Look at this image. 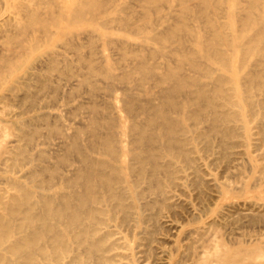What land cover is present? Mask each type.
I'll return each instance as SVG.
<instances>
[{
	"label": "bare ground",
	"instance_id": "obj_1",
	"mask_svg": "<svg viewBox=\"0 0 264 264\" xmlns=\"http://www.w3.org/2000/svg\"><path fill=\"white\" fill-rule=\"evenodd\" d=\"M43 1L44 0H39V3L43 2ZM65 1L71 2L76 7V9L74 11H72V15H69L68 11H66V9L64 8V6H65L64 2ZM215 1L216 0H204L203 1L204 4H202V5L208 9L214 5ZM231 1L232 2H231V6L229 8V14L235 15L236 17L240 16L239 20H240L241 26L243 28L244 27H254L255 30H257L256 34L254 36H250V35L247 36L245 34L240 33V30L243 28L239 29L236 25V22H235V25L233 26L234 32H232V35H231L230 33H228L225 30L224 22L220 21V19L216 15L215 16L214 15H207L206 16V21H207L208 25H206V28L203 30H202V28H200L196 25H193L194 23L190 24L188 22V16L186 14H188L189 11H191V8H190V5L188 4L187 0H182V4L184 6L185 16H183L180 20H178L177 21L178 23H168V21L166 20L168 24H165L166 22L164 24L159 23V26H158V24H156L157 22L155 23V21H154L155 19H153L152 15H145L144 18H145L146 22L145 21H143V22H145L146 24L144 26L140 25V27H145V28L150 29L149 34L147 36L145 35L146 39H153L156 42L158 41V42H164V43L161 47L148 44L147 46H145V47H147L148 51L141 53L138 61L136 60L137 61L136 67L139 70H141V72H142V76L140 78L139 84L144 86V88H142V90L139 92L134 91L132 89V87H130V77H131L132 71L129 68H124L123 69L124 71H122V73H120V74L116 73L114 70L115 64L110 59V55L106 52L105 48L103 49L102 55H101L103 57V61H104L102 64H98L93 57H90L87 60V62L89 63V69L90 70L88 73H84L81 75L82 76L81 81H83L82 83H84V82L89 83L91 86L90 89L92 90V92L94 94H97V91L100 89L99 88L100 85L98 86L93 81L94 80L93 76L96 74H99V75L101 74L102 76L107 78L106 80H108L107 81L108 83L106 81L105 82H106L107 86L109 87V90L112 92L111 93L112 99L110 100V104H109L110 106H108V108L111 107L112 110L111 111L107 110V112H106L101 107L102 104L100 101L95 100L94 103H91V102H93V100H92L93 98H92V99H90L91 102H89V104L91 103L93 105L92 106H91V104L88 105V106H91V109H93L92 115L90 116L91 111H92L91 110L90 114L88 115V117L90 116L89 120H86V121H88V123L86 125H85V122L83 121V118L81 120V121H83L85 126H83V123H82L81 124L82 127L78 128L77 126H74L73 124L69 123L67 126L62 125L63 127H61L57 124H52L53 123L52 119L50 120V119L45 118V121H46V119L48 121L47 125L49 124V121L52 122L51 123L52 127L49 126L50 129L48 128L49 130H52V131H49V133L50 132L53 133V131H57V133L60 132L61 134L57 135V136L61 137L60 138L61 141H59V143L66 144L68 147V151L74 149L76 151L75 153H77L79 158H80V160H77V161H80L81 163H80V165L76 166L73 163L75 162V160L77 158L75 160H72L74 162L73 163L70 162V165L69 166L67 165V168H66V170H64V172L60 171V170H62V168L61 169L57 168V166H56L57 164L55 165L56 167L49 166V165H41L40 167L34 168V170H32L31 173H29V174H31L33 181L37 182L36 186L40 187V188L41 187L42 188L48 187V189H49V187L53 188L56 186L55 190L51 191V192H46L43 190H37L34 186L28 185V183L22 181L21 179H18L16 177H11V178L9 177L10 186L14 190L13 191H7L6 193L0 192V264H138V256H139L140 250H136V246H134L133 241L136 239L137 235H139L141 233H145V234H147L146 236H149V234H151V232H153L151 230H153L157 227L158 228L161 227V225L158 224L160 226L157 225L156 227H154L151 230H149L150 228L148 229L147 226H144L142 228L143 224H145L149 218H152L155 215V213L153 214V213H151V211H153V209H155L156 207H159V209L161 207H166V206H170V205L173 207L174 206L173 202L178 201L181 198L179 191L180 190L184 191V188L188 185V183L190 181H192V183L195 184L196 186L198 185L199 188H200V186H202V184L205 183V181L213 183V185L216 187L217 193L211 194L210 198L212 200H214V199L220 200V199H224V198L228 197L225 194H229V193L225 192V194H224V191L222 189V188H224V185L216 177H214L212 171L208 170V166L210 164H212V162H214L215 160H219L222 155L226 156L228 154V151H229L228 148L231 147L232 145L238 144L237 142L239 141V138H242L244 136H246V137L249 136V134L252 131V127L250 126V121L252 118H254L256 116L260 117V115H261V117H262V119L259 120L260 122H259L258 129H259V133H261V135L264 138V58H263L264 57V10L262 8H260L262 1L261 0H250L248 11L246 13L244 12V14L240 13L238 10V0H231ZM5 2L7 5L9 4V0L8 1L6 0ZM28 2H29V0H20V1H18V3L16 1L15 4H18L20 6V8H22V9H26V8L30 9V7H28ZM87 2H88V0H87ZM189 2L191 3V1H189ZM83 3H86V1ZM224 3H226V2H224ZM6 4H5V6H6ZM90 5H93V4L91 3ZM192 6H193V4H192ZM3 8H5V7H3ZM83 8H84V4H82V0H63L61 9L58 12L55 10L54 13H52V15H49V18H47L48 16L42 15L39 6H35V7L31 8L30 10H28L31 15H27V17H24V16L21 17L19 15H7L3 21H4V23H7V24L10 23L12 26L18 28L22 32H24L26 29L27 30L29 29L31 31V38H29L30 44H27V42L23 43V47L26 50H29V48L38 49L41 46L42 39L49 42L52 40V38L55 35L60 34L62 32L64 33L66 31L68 32L69 30H72L73 27L77 24V22H86V21L91 22L92 31L96 32V35L98 37H101V39L107 40L109 38V36L110 37L113 36L112 35L113 33L110 35V29L107 30V29L101 28L100 25L103 24L102 23L103 21H102V19L99 20L100 16H98V14L97 15L95 14L89 18L84 14L81 15V13H83V11H82ZM117 8H116V10H117ZM122 8H124V7L122 6ZM122 8L120 7V9H122ZM198 8H199V6H198ZM5 9L7 10V8H5ZM5 9H3V10H5ZM88 9H90V6ZM151 9L152 8H150V10ZM3 10H1V11L3 12ZM1 11H0V13H1ZM90 12L91 11H89V13ZM3 14H5V12ZM225 15H226V13H225ZM241 15H246V16L243 17ZM173 20H176V19H173ZM120 21H122L126 26H129V27H130V25L134 24V20H132L130 17L121 18ZM0 25H1V23H0ZM12 26H11L10 30L12 29ZM113 26H115V25H113ZM54 27H55V29H53ZM109 27H107V28H109ZM118 29H120V28H118ZM123 30H125V29H123ZM14 31H17V30H14ZM185 31L187 33H185ZM19 33H21V32L19 31ZM73 33H74V31H73ZM79 33H81V32H79ZM9 34H11V33H9ZM26 34H28V33H26ZM26 34L24 35V37H26ZM66 34H68V33H66ZM2 35H4V34H2ZM15 35H18V34H15ZM21 37H23V36H21ZM74 38H76V37H74ZM143 38H145V37H143ZM68 39H69V37H68ZM69 40H71V39H69ZM168 41L169 42L170 41L175 42L176 48H173V49H178L177 52L174 53L175 63L174 64L171 62L161 63V61L159 63V62L151 61L149 59V55H156L160 52L161 53L167 52L166 51L167 48L170 47V46H168L169 43L167 45ZM188 41H191V43H192L191 48H188V46H187ZM7 42L9 43V41H7ZM3 43H5V41L4 42L2 41V44ZM77 43H78V41H77ZM19 44H21V43H19ZM64 44L65 43L63 42V45ZM106 46H108V45H106ZM4 47L8 48L9 46H4ZM14 48L16 49V46ZM18 48H19V46H18ZM22 48H21V50H22ZM2 49H4V48H2ZM109 49H111V48H109ZM18 51H19V49H18ZM61 51L59 52V50L57 51V49H56L49 54H48V52L45 51L48 55L46 54L47 55L46 57L41 58L39 60L37 59L38 62L33 63L34 65H30L31 70H28L23 75L18 74V72H19V69L22 67V65L25 63V60L18 59L17 61L13 62V61H11V60H13L12 59L13 57L9 56V55H8V57H7V55L3 56L4 53L6 54V50L3 51L4 53L1 55L3 57H6V58H3L4 64H1V66H0V68H1L0 69V112H1V108L3 107L4 94L7 95V93L3 94L2 91H3V89H7V88L10 89L8 87L9 84H12V85L14 83L28 84L29 82L35 80L41 88H45V89L51 88L50 91L47 89L49 91V93L47 92L48 96H46V98H45V99H49L50 98L49 94H51L50 93L51 90H53V93H54V90H56L59 87V83H61V81L63 80V79L62 80H60V79L63 77H60L61 75L56 76L58 79L60 78L59 79L60 82H59V80H56L57 78L54 79V76L52 74H48V72H46V71H53V70L58 71V69H60V55H62L64 52L63 51L61 53ZM111 51H112V49H111ZM111 51H110V53H111ZM14 52H16V51L14 50ZM29 52H30V50H29ZM239 52L244 53L245 59L243 60L242 63L235 64L233 62V58L235 57L236 53H239ZM253 52L254 53L256 52V54H258V61L256 63L261 65V67H259V68L254 67L253 64L249 60L247 61V58H246L247 55H249L250 53H253ZM10 55H12V52ZM14 55H16V54H14ZM65 55H67V54H65ZM163 55H164V53H163ZM112 56H113V54H112ZM67 57L65 56L64 59L66 60V64H69V62H70L69 60L71 58L68 59ZM117 57H118V53H117ZM169 57H171V55ZM0 58H1V56H0ZM14 59H16V58L14 57ZM80 60H82V59H80ZM75 61H76V59H75ZM82 64H84V63H82ZM70 67L73 70L74 67L72 68L71 65H70ZM59 74H62V76H63V73L59 72ZM66 74H69V73H66ZM67 78H69V77H67ZM67 78H66V80H67ZM149 78H150V80L152 79L154 81V83H153V81L148 80ZM71 79H73V78H71ZM99 79L101 80V78H98V80ZM133 79H135V78L133 77ZM66 80H64V81L66 82ZM79 80L76 79V81H79ZM96 80H97V78H96ZM116 80H121V81L125 82L124 88H123V86H120L121 84L119 85V87L123 88V89H121L122 92H118L116 89H114V85L116 83ZM131 80H132V78H131ZM81 81L76 82V83H78V85L80 86V85H82ZM149 81H150V83L151 82L153 83L152 87L146 86V83L147 82L149 83ZM136 82H138V81H136ZM76 83H74V84H76ZM64 84H66V83H64ZM68 84H73V83L69 82ZM74 84H73V86H74ZM135 85H136V83H135ZM29 86H30V84H29ZM29 86H28V88H29ZM107 86H104V87H107ZM24 87H26V86H24ZM36 87L38 88V85ZM60 87H61V85H60ZM62 87H61V89H63ZM65 87L67 88L66 85H65ZM81 87H83V85ZM119 87H117V88H119ZM17 88H18V86L15 87V85H14V89L17 90ZM66 88H64V91H66L65 90ZM22 89H23V87H22ZM67 89H69V88H67ZM83 89H85V88L83 87ZM102 89H103V87H102ZM72 90H74V88H72ZM109 90H108V92H109ZM12 91H13V89H12ZM40 91L36 90V92H38V93ZM67 91L70 93V89ZM79 91L80 90H78V93H80ZM82 91H83L82 93H84V90H82ZM106 91H107V89H106ZM30 92H32V91H30ZM18 93L19 92H16V94H18ZM28 93H29V91H28ZM28 93H26V96H25L26 98H28V96H27ZM34 93H35V91L33 92V97H36V95L37 96L39 95L37 93L36 94H34ZM65 93H67V92H65ZM23 94L24 93H22V95ZM30 94L31 93H29V96H30ZM40 94H43V93H40ZM58 94H60V93H58ZM75 94H77V93H75ZM11 95H12V93H11ZM19 95H21V94L19 93ZM53 95H52V98L53 97L58 98V96H53ZM67 95H64V96L68 98V96L71 94H69L68 96ZM98 95H96V96H98ZM43 96H41V99L43 98ZM62 96L63 95H61L60 97L62 98ZM92 96H94V95H92ZM106 96H108V94H106ZM75 97H73V98H75ZM84 97H88V96H84ZM84 97L82 99H84ZM98 97H100V96H98ZM7 98H9V97H7ZM26 98H24V99L26 100ZM102 98H103V96H102ZM104 98L102 100L100 97V99L105 102ZM24 99H21V101ZM12 100H13V98H12ZM12 100H11V102H12ZM18 100H20V99H17V101ZM31 100H29V101H31ZM33 100H32V102H33ZM35 100H37V99H35ZM53 100H52V102H53ZM64 102H66V100H64ZM79 102H81V99ZM82 102L85 103V101H83V100H82ZM98 102L101 105L98 104ZM29 103H31V102H29ZM44 103L46 104V102H44ZM77 103H78V101H77ZM21 104H22V102H21ZM67 104H68V102H67ZM6 105H7V103L5 104V106ZM27 105H26V108L24 107L25 110H27ZM52 105H50V106H52ZM54 105L56 107L55 102H54ZM80 105H81L82 109L85 111L86 107L84 106L85 108H83V105L81 103H80ZM11 106H9V107L11 108ZM64 106H67V105L65 104ZM103 106H104V104H103ZM21 107H23V105ZM31 107H32V105H31ZM41 107H44V104H43V106L41 105ZM47 107H48V105H47ZM29 108H30V106H29ZM65 108L69 109L68 112L70 114H71V111L74 109L73 108L71 110L70 107L69 108L65 107ZM104 108H106V107H104ZM6 109H7V107H6ZM66 109H64V112ZM75 109H77V108H75ZM3 110H5V109H3ZM8 110H6V111L8 112ZM22 110H23V108H22ZM78 110L79 109H77V111ZM42 111L43 110L41 109V112ZM77 111L75 113H77ZM34 112H32V113H34ZM45 112H43V113H45ZM73 112L74 111H72V113ZM3 113H4V111H3ZM48 113L50 114V110ZM48 113H46V116L49 115ZM54 113L56 114V116H59L58 117L59 119H60V115L61 116L64 115V113H62V112L61 113L63 115L60 114L59 112H56V111ZM54 113L52 115H54ZM65 113H66L65 115H67V111ZM82 113L84 114V112H82ZM4 114H6V113H4ZM78 114H79V112L76 115L73 114L75 116L73 118L76 119L78 117L77 116ZM37 115H38V113H37ZM41 115H43V114H41ZM43 116L45 117V115H43ZM64 116H63V118H64ZM33 117L34 116H32V118H30V120L26 119L27 120V121L25 120L26 124L27 123H33L35 126L36 124L33 122V120L36 117H34V119H33ZM79 117H80V114H79ZM83 117H87V113H86V116H83ZM41 118L44 119L43 117H41ZM24 119H25V117H24ZM62 119H61V121H62ZM80 119L81 118L78 119L79 122H80ZM71 120H72V118H71ZM22 121L24 122V120H22ZM54 121H58V120L55 119ZM65 121H63V122H65ZM8 122H9V120H8ZM38 122H40V121H37L36 123H38ZM41 122H42V120H41ZM2 123L3 122L0 121V148H2V146L4 144L3 140L8 139L7 137L4 139V136H8L7 133H9L10 128H12V127H10L8 130L4 126L5 123H4V125H2ZM54 123H56V122H54ZM41 125H40V127H41ZM15 126H17V125L15 124ZM31 126H32V124H31ZM28 127L30 128V126H28ZM29 128L18 127L17 128L19 131L18 136H20L21 139H27L30 142V140L33 141L34 139L39 138V137L35 138V136H36L35 134H37L36 133L37 131L43 132V129L41 130L38 125L35 126L34 129L31 127L32 130ZM46 128H47V126H46ZM7 130H8V132H7ZM84 130H86V132L88 134V135L86 134L87 137H85L86 139L84 138L85 140L82 139V134H83ZM40 134L41 133H39V135ZM52 136H53V134H52ZM52 136L51 137L49 136V137L52 138ZM11 137H12V134H11ZM56 138H58V137H56ZM17 139H18V137H17ZM27 140H26V143H28ZM36 141L38 142V139ZM12 142L13 143H11L10 145H5L6 155H5V158H3V160L10 161L11 167L19 168L18 166L20 164H22V161L24 159L29 160V159H32V157H30V154L28 153L30 150L27 151L26 148L19 146V144L17 143L16 140H13ZM54 142H55V140H54ZM242 142H244V139ZM24 143L22 145H24ZM239 144H241V143H239ZM37 145H38V143H37ZM55 145L56 144H54V146ZM60 145H59V147H60ZM242 145H246V144H242ZM258 145H260V144H258ZM35 146H36V143H35ZM28 147H29V144H28ZM61 147L63 148L62 145H61ZM231 148H233V147H231ZM2 149H1V151H2ZM28 149H30V148H28ZM44 149H42V150H44ZM216 149L221 150L222 152H220V153L221 154L223 153V154L220 156V158L218 156V159L217 158L211 159L210 155L215 154V152L217 151ZM32 150H33V148H32ZM57 150H58V148H57ZM63 150H64V153L62 152L63 154L61 156H59L60 157L59 160H61L64 164H66L69 161V159H72L73 157H70V155L68 153H66L67 151L65 152V149H63ZM44 152L41 151L40 153L42 155L44 154L43 156H45ZM58 152L60 153V150H58ZM237 152H238V150H237ZM33 153L36 154V152H33ZM48 154H50L49 151L47 152V155ZM78 156H76V157H78ZM216 156H217V154H216ZM225 156H224V158H225ZM228 156H230V155L228 154ZM37 157H38V155H37ZM214 157H215V155H214ZM38 158H40V157H38ZM53 158H56L54 154H53ZM74 158H75V156H74ZM226 158H228V157H226ZM232 158H234V157H231V159ZM44 159H42V160H44ZM228 159H227V161H228ZM59 160L56 159L55 161L58 162ZM47 161H49V160H47ZM50 163H52V162H50ZM58 163H60V162H58ZM4 164L6 165V163H4ZM47 164H48V162H47ZM6 166H8V164ZM3 167H4V165H3ZM237 167H238V165H237ZM4 168L6 169V167H4ZM63 168L65 169V167H63ZM31 169H33V168H31ZM15 170H17V169L15 168ZM48 170L51 171L50 175H48L49 173L44 174V172L48 171ZM56 171L61 172V176H60L59 180H56V176H57ZM222 172H224V171H222ZM5 173H7V172H5ZM238 173H239V169H238ZM234 174H236V172ZM205 175H208V177L206 178ZM225 175H227V174H225ZM231 176H232V174H231ZM2 178H4V177H2ZM27 178H29V177H27ZM229 178H231V177H228V179ZM4 180L5 179H3L1 181H4ZM29 180H32V179L29 178ZM233 181H234V178H233ZM208 182H207V184H208ZM239 183H242V182H237V184H239ZM227 185H229V183ZM254 185H255V183H254ZM235 186H237V185L235 184ZM239 186H240V184H239ZM241 186H242V184H241ZM193 188L195 189V187H193ZM199 191H201V190H199ZM196 193H197V191H196ZM200 195L201 194H199V196ZM247 195H249V194H247ZM207 196L209 197V194ZM234 196H236V195H234ZM203 197H204V194H203ZM201 198H202V196H201ZM239 198L241 199V197H239ZM197 199H198V197H197ZM205 199L203 200V198H202V201L204 202ZM191 201H189V202H191ZM185 202H186V200H185ZM206 204H207V201H206ZM206 204L203 203L202 209L205 210ZM235 205H236L235 201H233L232 203L222 202V203H220V205H219V201H218V208L219 209L217 211V216L212 220V223L217 226V222H221V221H223V219L225 220L226 215L227 216L229 215V214H226L228 207H232ZM247 205H248V203H247ZM263 206H264V204H263ZM249 207H251V206H249ZM252 207L250 208V210L252 209ZM169 208L167 209V211L169 210ZM208 208L209 207H207V209ZM185 209H187V208H185ZM185 209H184V211H185ZM188 209H191V208H188ZM160 210H162V209H160ZM237 210H239V207ZM148 211H150V212H148ZM155 211L157 212V210H155ZM188 211H190V210H188ZM191 211H192V209H191ZM247 211L248 210H246V212ZM170 212H171V210H170ZM202 212H204V211H202ZM236 212L237 211L235 210L234 213L238 214V212L237 213ZM158 213H160L159 210H158ZM158 213H156V214H158ZM242 213H240V214H242ZM173 214H174V212H173ZM175 214H177V212ZM165 215H167V214H165ZM182 215H184V214L181 213V216ZM196 215L197 214H195V216ZM230 215H231V213H230ZM243 215L246 216V213ZM163 217H165V216H163ZM182 217H184V216H182ZM198 217H200L199 213H198ZM231 217H232V215H231ZM236 217H234V218L236 219ZM251 217L252 216H250V218ZM257 217L258 216H256V218H252V219H257ZM192 218H193V216H192ZM175 219H176V217L174 218V220ZM182 219H184V218H182ZM196 219L198 221V218H196ZM203 219L204 218H202V220ZM157 220L159 221V218L156 219V222L159 223ZM167 220L169 221V219H167ZM237 220H239V218ZM244 221H245V219H244ZM235 222H233V223H235ZM221 223L223 224V222H221ZM148 224H149V222H148ZM163 224H164V222H163ZM172 224L177 229L181 227L177 223H172ZM172 224H170V225H172ZM226 224H228V223H226ZM226 224L224 223L225 226H226ZM231 224H232V222H231ZM219 225H221V224H219ZM237 225L240 226L239 224H237ZM238 226H236L237 229H238ZM165 227H166V225H165ZM222 227H224V226H222ZM139 228H142V229H139ZM193 229H192V231H190L191 233L194 231L200 232L199 229H194V230ZM219 229H221L220 226H219ZM215 231H218V229H216ZM187 232H186V234L189 233V232L188 233ZM204 232H208V230L205 229ZM210 232H212L211 229H210ZM201 233H203V232H201ZM221 233H224V232L222 231ZM153 234H154V237H153ZM153 234H151V235L154 239L156 232ZM195 234L198 235V232ZM209 234L210 233L208 232V235ZM174 235H175V233H174ZM192 235H194V234H191L190 238H193ZM200 235H202V234H200ZM213 235H212L213 237L210 239L209 243L206 246L204 245L205 247L203 249H201L202 247L199 248V249H201V251L199 250L200 251L199 254L197 252H195L199 255V259L193 263H195V264H242L239 261L240 259L239 260L234 259V260L227 261V259L224 258V255H226L228 253V250H227L228 247L225 248L226 245L223 244V242L221 241V235H219L217 232H215V234H213ZM186 237H187V235H186ZM144 238H145V235H144ZM148 239L150 240L149 237H148ZM166 239H167V237H166ZM205 239H206V236H205ZM158 240H157V242H158ZM204 240H203V242H204ZM222 240H223V238H222ZM163 241H164V239H163ZM203 242L201 243V245L203 244ZM239 242H241V241H239ZM137 243H138V241H137ZM159 243H162V242L160 241ZM192 243H194V242L192 241ZM187 245H189V244H187ZM201 245H199V246H201ZM238 245H240V244H238ZM196 246H197V244H196ZM227 246H229V245H227ZM244 246H247V245H244ZM258 247L259 246H257V248ZM194 248H196V247H194ZM234 248L232 246L233 250H234ZM259 248H261V247H259ZM193 249H192V251H193ZM232 249H231V252L229 251V253L233 252ZM244 249H246V248H244ZM254 249H256V248L254 247L252 250H254ZM174 250H175V248H174ZM252 250H250V252ZM185 251L187 252V250H185ZM192 251H191V253H192ZM194 251H195V249H194ZM194 251H193V253H194ZM196 251H197V249H196ZM145 252H147V250ZM164 252H162V253H164ZM238 252H240V251H238ZM263 252H264V249H263V251H260L258 253H263ZM234 253H235V251H234ZM182 254H184V253L181 252V256H183ZM246 254H247V252L244 255H246ZM184 256H186V255H184ZM184 256L181 259H183V258L185 259ZM253 256L255 257L257 255H253ZM261 256L259 255L260 258H262ZM246 257L248 258V255H246ZM249 257H250V255H249ZM214 258H218V259H215L216 260L215 261ZM220 258H221V260H220ZM251 258H252V256H251ZM260 258L259 259L255 258V259L260 260ZM184 259H183V261H184ZM217 260H219V261H217ZM175 261L180 262V259L178 261V258H177V260H175ZM185 261H188V259ZM192 261H195V260H192ZM255 261H257V260H255ZM157 262L159 263L161 261H157ZM260 262L261 261H258V263H260ZM262 262H264V261H262ZM158 263H156V264H158ZM187 263H189V262H187ZM247 263H249V262H247ZM160 264H162V263H160ZM166 264H167V262H166ZM243 264H244V262H243Z\"/></svg>",
	"mask_w": 264,
	"mask_h": 264
},
{
	"label": "rangeland",
	"instance_id": "obj_2",
	"mask_svg": "<svg viewBox=\"0 0 264 264\" xmlns=\"http://www.w3.org/2000/svg\"><path fill=\"white\" fill-rule=\"evenodd\" d=\"M4 1V2H3ZM6 0H0V11L1 10H3V9H5V8H7V10L5 9V10H3V12L1 11V13H0V16L2 17H0L1 19H0V23H1V25H0V51L2 52H0V56H1V58H0V66H1V64H4L3 62V58H6V57H3L4 55L6 56L7 55V57H8V55L9 56H12L13 58V60H11V61H17L18 59H22V60H25V63L22 65V67L19 69V72H18V74H20V75H23L25 72H27L28 70H31V66L30 65H34L33 63H36V62H38V60L39 59H41V58H44V57H46L49 53H51V52H53L54 50H56L57 49V51L59 50V52L61 51V53L63 52V54L62 55H60V69H58V71L57 70H53V71H46V72H48V74H52L53 76H54V79H56L57 77L56 76H59V75H61L60 77H63V78H59L60 80H62L61 81V83H59V87H60V85H61V87L63 88V89H61V87L59 88H57L56 90H54V93H53V90H51V94H49L50 95V98L49 99H45L46 98V96H48V93H49V91H50V89L51 88H41L40 86H39V84L35 81V80H33V81H31V82H29L28 84H22V83H14L13 85L12 84H9V88L10 89H3V91H2V93L4 94V93H7V95L6 94H4V99H3V107L1 108V112H0V121L1 122H3L2 123V125H4V123H5V127H6V129H8L9 130V128L10 127H12V128H10V130H9V133H7L8 134V136H4V139L7 137L8 139H5V140H3L4 141V144H3V146H2V148L4 149H2V148H0V192H7V191H13L14 189L10 186V181H9V177L11 178V177H16V178H18V179H21L22 181H24V182H26V183H28V185H30V186H34L37 190H43V191H46V192H51V191H54L55 190V188H56V186L55 187H49V189H48V187L47 188H40V187H37L36 186V183L37 182H35V181H33V178H32V176H31V174H29V173H31V171L32 170H34V168H36V167H40L41 165H49V166H53V167H56L57 166V168H62V170H60L61 172H64V170H66V168H67V165L69 166L70 165V162H74V161H72V160H75L76 158V160H75V162L73 163L74 165H80V161H77V160H80V158H79V156H78V154L77 153H75L76 151L73 149V150H69L68 151V147H67V145L66 144H63V143H59V141H61L60 140V138L61 137H59V136H57V135H60L61 133L60 132H58L57 133V131H53V133L52 132H50L49 133V131H52V130H49L50 129V127H52L51 126V123L52 124H57V125H59V126H61V127H63L64 125L65 126H67L69 123L70 124H73L74 126H77L78 128H80V127H82V123H83V121L85 122V125L88 123V121H86V120H89V117L92 115V112H93V109H91V106L93 105V104H91V103H94V101L96 100V101H100L101 102V104L98 102V104H100L101 105V107L107 112V110L109 111H111L112 109H111V107H109L108 108V106H110L109 104H110V100L112 99V96H111V91L109 90V87L107 86V84H106V82L108 81V80H106L107 78H105L104 76H102L101 74L99 75V74H96V75H94L93 76V81L99 86L100 85V89L97 91V94H94L93 92H92V90L90 89L91 88V86H90V84L89 83H87V82H84V83H82L83 81H81V78H82V74H84V73H88L89 72V63L87 62V60L90 58V57H93L95 60H96V62L98 63V64H102L104 61H103V57L101 56L102 55V51H103V49L105 48L106 49V52L110 55V59L114 62V70H115V72L116 73H118V74H120V73H122V71H124L123 69L124 68H129L131 71H132V74H131V77H130V87H132V89L134 90V91H136V92H139V91H141L142 90V88H144V86L143 85H141V84H139V81H140V78H141V76H142V72H141V70H139L137 67H136V64H137V61H138V59L140 58V55H141V53H143V52H146V51H148V49H147V47H145V46H147L148 44H150V45H155V46H159V47H161L162 45H163V43L164 42H156L155 40H153V39H146V36L149 34V28H145V27H140V25H145L146 23V21H145V15H152V17H153V19H155L154 21H155V23L156 24H158V26H159V23L160 24H164L165 22V24H168V23H178L177 21L178 20H180L183 16H185V12H184V6H183V4H182V0H88V2H87V0H82V4H84V8L82 9V11H83V13H81V15H86L88 18L89 17H92L93 15H97L98 14V16H100V18H99V20L100 19H102V25H100L101 26V28L102 29H107V30H109L110 29V35L112 34L113 36H109V38L107 39V40H104V39H101V37H98L97 35H96V32H93L92 31V25H91V22H89V21H86V22H77V24L73 27V29L72 30H69L68 32L66 31V32H62V33H60V34H57V35H55L53 38H52V40L51 41H49V42H47V41H45L44 39H42V43H41V46L38 48V49H33V48H29V50H30V52H29V50H26L24 47H23V43L24 42H27V44H30L29 42V38H31V31L29 30H25L24 32H22L21 30H19L18 28H16V27H14V26H12L10 23H4V19H5V17L7 16V15H19V16H21V17H27V15H31L30 13H29V11L28 10H30L31 8H33V7H35V6H39V8H40V11H41V13H42V15H45V16H48L47 18H49V15H52V13H54V11L56 10L57 12L61 9V7H62V3H63V0H44L43 2H41V3H39V0H29V2H28V7H30V9L29 8H26V9H22V8H20V6L18 5V4H15L16 3V1H17V3H18V1H20V0H9V4L7 5L6 4V2H5ZM8 1V0H7ZM14 1V2H13ZM52 1V2H51ZM54 1V2H53ZM56 1V2H55ZM86 1V3H83V2H85ZM90 1V2H89ZM92 1V2H91ZM176 1V2H175ZM189 1H191V3L189 2ZM203 1L204 0H187V2H188V4L190 5V8H191V11H189V13L188 14H186L187 16H188V22L190 23V24H193V25H196V26H198V27H200V28H202V30L203 29H205L206 28V25H208L207 24V21H206V16L207 15H216L219 19H220V21H223L224 22V28H225V30L228 32V33H230L231 35H232V32H234L233 30V26L235 25V22H236V25H237V27L239 28V29H241V28H243L242 26H241V23H240V20H239V17H236L235 15H231V14H229V8H230V6H231V0H216L215 1V3H214V5L212 6V7H210V8H206V7H204L202 4H204L203 3ZM262 1V4H261V7L260 8H262L263 10H264V0H261ZM37 2V3H36ZM129 2V3H128ZM224 2H226V3H224ZM248 2V3H247ZM249 2H250V0H238V10H239V12L240 13H242V14H244V12L246 13L247 11H248V7H249ZM92 3L93 5H90V4ZM198 3V4H197ZM5 4H6V6H5ZM123 4V5H122ZM126 4V5H125ZM192 4H193V6H192ZM64 8L66 9V11H68V13H69V15H72V11H74L75 9H76V7L71 3V2H67V1H65L64 2ZM121 5V6H120ZM150 7H149V6ZM174 5V6H173ZM227 5V6H226ZM8 6V7H7ZM60 8H59V7ZM89 6H90V9H88L89 8ZM122 6L124 7V8H122ZM126 6V7H125ZM171 6V7H170ZM198 6H199V8H198ZM3 7H5V8H3ZM95 9H94V8ZM118 7V8H117ZM120 7L122 8V9H120ZM3 8V9H2ZM9 8V9H8ZM116 8H117V10H116ZM150 8H152L151 10H150ZM169 8V9H168ZM193 8V9H192ZM93 11H92V10ZM261 9V10H262ZM86 10V11H85ZM106 10V11H105ZM223 10V11H222ZM8 11V12H7ZM88 11V12H87ZM89 11H91L90 13H89ZM103 11V12H102ZM5 12V14H3ZM10 12V13H9ZM95 12V13H94ZM100 12V13H99ZM167 12V13H166ZM222 12V13H221ZM7 13V14H6ZM45 13V14H44ZM56 13V12H55ZM225 13H226V15H225ZM195 14V15H194ZM223 14V15H222ZM4 15V16H3ZM113 15V16H112ZM166 15V16H165ZM190 15V16H189ZM109 16V17H108ZM138 16V17H137ZM241 16H246V15H241ZM107 17V18H106ZM126 17H130L132 20H134V24H132V25H130V27L129 26H126L122 21H120V19L121 18H126ZM170 17V18H169ZM173 17V18H172ZM176 17V18H175ZM191 17V18H190ZM168 18V19H167ZM190 18V19H189ZM173 19H176V20H173ZM168 21V23H167V21ZM143 21H145V22H143ZM160 21V22H159ZM164 21V22H163ZM144 23V24H143ZM7 24V25H6ZM239 24V25H238ZM10 27H9V26ZM104 25V26H103ZM113 25H115V26H113ZM11 26H12V29L10 30V28H11ZM110 26V27H109ZM107 27H109V28H107ZM116 27V28H115ZM5 28V29H4ZM118 28H120V29H118ZM122 28V29H121ZM53 29H55V27L53 28ZM88 29V30H87ZM123 29H125V30H123ZM14 30H17V31H14ZM90 30V31H89ZM129 30V31H128ZM5 31V32H4ZM19 31L21 32V33H19ZM73 31H74V33H73ZM78 31V32H77ZM256 31L257 30H255V28L254 27H244L243 29H241L240 30V33H242V34H245V35H250V36H254L255 34H256ZM2 32V33H1ZM7 32V33H6ZM30 32V33H29ZM79 32H81V33H79ZM116 32V33H115ZM124 32V33H123ZM132 32V33H131ZM140 32V33H139ZM9 33H11V34H9ZM24 33V34H23ZM26 33H28V34H26ZM66 33H68V34H66ZM185 33H187L186 31H185ZM184 33V34H185ZM2 34H4V35H2ZM15 34H18V35H15ZM26 34V37H24V35ZM30 34V35H29ZM11 35V36H10ZM14 35V36H13ZM68 35V36H67ZM93 35V36H92ZM146 35V36H145ZM9 36V37H8ZM18 36V37H17ZM21 36H23V37H21ZM30 36V37H29ZM71 36V37H70ZM68 37H69V39H71V40H69L68 39ZM74 37H76V38H74ZM121 37V38H120ZM123 37V38H122ZM143 37H145V38H143ZM3 38V39H2ZM65 38V39H64ZM73 38V39H72ZM93 38V39H92ZM126 38V39H125ZM5 39V40H4ZM9 39V40H8ZM17 39V40H16ZM64 39V40H63ZM16 40V41H15ZM130 40V41H129ZM140 40V41H139ZM2 41L4 42L5 41V43H3L2 44ZM7 41H9V43L7 42ZM69 41V42H68ZM77 41H78V43H77ZM63 42L65 43L64 45H63ZM80 42V43H79ZM96 42V43H95ZM138 42V43H137ZM13 43V44H12ZM19 43H21V44H19ZM75 43V44H74ZM94 43V44H93ZM168 43H169V45H168ZM58 44V45H57ZM12 45V46H11ZM97 45V46H96ZM100 45V46H99ZM106 45H108V46H106ZM167 45L168 46H170V47H168L167 48V52H163L164 53V55H163V53H158V54H156V55H149V59L151 60V61H153V62H159L160 63V61H161V63H165V62H171V63H175V55H174V53L175 52H177V50L178 49H173V48H176L175 46H176V43L175 42H172V41H168L167 42ZM4 46H9L8 48H6V47H4ZM11 46V47H10ZM16 46V49L18 48V46H19V51H18V49L16 50L14 47ZM23 48H22V47ZM187 46H188V48H191L192 47V43H191V41H188L187 42ZM65 47V48H64ZM2 48H4V49H2ZM6 48V49H5ZM10 48V49H9ZM21 48H22V50H21ZM86 48V49H85ZM89 48V49H88ZM100 48V49H99ZM109 48H111L112 49V51H111V49H109ZM69 49V50H68ZM6 50V54L3 52V51H5ZM14 50L16 51V52H14ZM50 50V51H49ZM87 50V51H86ZM128 50V51H127ZM8 51V52H7ZM21 51V52H20ZM23 51V52H22ZM48 52V54L46 53V52ZM70 51V52H69ZM110 51H111V53L113 54V56H112V54L110 53ZM11 52H12V55H10L11 54ZM86 52V53H85ZM4 53V54H3ZM22 53V54H21ZM117 53H118V57H117ZM1 54H3V56L1 55ZM14 54H16V55H14ZM18 54V55H17ZM38 54V55H37ZM47 54V55H46ZM65 54H67V55H65ZM160 54V55H159ZM171 55V57H169ZM41 56V57H40ZM67 57L68 59H70L69 61V64H66V60L64 59V57ZM14 57L16 58V59H14ZM73 57V58H72ZM76 57V58H75ZM81 57V58H80ZM168 57V58H167ZM116 58V59H115ZM171 58V59H170ZM247 61L249 60L252 64H253V66L254 67H256V68H259V67H261V65H259L258 63H256L257 61H258V54H256V52L254 53H250L249 55H247ZM255 58V59H254ZM264 58V57H263ZM34 59V60H33ZM38 59V60H37ZM75 59H76V61H75ZM80 59H82V60H80ZM245 59V56H244V53L243 52H239V53H236V55H235V57L233 58V62L235 63V64H239V63H242L243 62V60ZM257 59V60H256ZM137 60V61H136ZM174 60V61H173ZM121 61V62H120ZM72 62V63H71ZM101 62V63H100ZM132 62V63H131ZM77 63V64H76ZM82 63H84V64H82ZM75 64V65H74ZM82 64V65H81ZM117 64V65H116ZM121 64V65H120ZM135 64V65H134ZM70 65L72 66V68H73V70L71 69V67H70ZM258 65V66H257ZM63 68V69H62ZM66 68V69H65ZM1 69V68H0ZM122 69V70H121ZM71 70V71H70ZM83 71V72H82ZM118 71V72H117ZM120 71V72H119ZM135 71V72H134ZM59 72L60 73H63V76H62V74H59ZM80 72V73H79ZM66 73H69V74H66ZM78 73V74H77ZM74 76L75 74V76L73 77L72 75ZM135 74V75H134ZM66 75V76H65ZM70 75V76H69ZM100 76V77H99ZM139 76V77H138ZM67 77H69V78H67V80L70 82V83H76V82H79V81H81V83H82V85H83V87L85 88V89H83V87H81L82 85H78V83H76V84H74V86H73V84H68L69 82L66 80V78ZM133 77L135 78V79H133ZM71 78H73V79H71ZM96 78H97V80H96ZM98 78H101V80L99 79L98 80ZM131 78H132V80H131ZM58 78L56 79V80H59ZM76 79H80L79 81H76ZM60 80H59V82H60ZM64 80H66V82L64 81ZM72 80V81H71ZM148 80H150V78L148 79ZM106 81V82H105ZM136 83V85H135V83ZM136 81H138V82H136ZM150 81H153L152 79L150 80ZM150 81H149V83L147 82L146 83V86H149V87H152L153 86V83H154V81H153V83L151 82L150 83ZM66 83V84H64V83ZM99 82V83H98ZM121 82V83H120ZM123 81H121V80H116V83H115V85H114V89H116L118 92H122L121 91V89H123L124 87H125V82H123ZM86 83V84H85ZM105 83V84H104ZM108 83V82H107ZM134 83V84H133ZM21 84V85H20ZM29 84H30V86L32 87H30L29 86ZM104 86H107V87H104ZM121 84V85H120ZM132 84V85H131ZM138 84V85H137ZM14 85H15V87H17L18 86V88H17V90H15L14 89ZM38 85V88L36 87ZM65 85L67 86V88H69L70 89V93L67 91V90H69V89H67L66 87H65ZM70 85V86H69ZM87 85V86H86ZM118 85V86H117ZM119 85L120 86H123V88L122 87H119ZM24 86H26V87H24ZM28 86H29V88H28ZM35 86V87H34ZM80 88H79V87ZM90 86V87H89ZM103 87V89H102V87ZM134 86V87H133ZM13 87V88H12ZM22 87H23V89H22ZM71 87V88H70ZM78 87V88H77ZM117 87H119V88H117ZM141 89H140V88ZM64 88H66L65 90L66 91H64ZM72 88H74V90H72ZM88 88V89H87ZM12 89H13V91H12ZM22 89V90H21ZM29 89V90H28ZM45 89V90H44ZM49 91H48V90ZM106 89H107V91H106ZM26 90V91H25ZM29 91V93H31L30 94V96H29V93H28V91ZM36 90L37 91H40L39 93L38 92H36ZM60 90V91H59ZM78 90H80L79 92L80 93H78ZM82 90H84V93H82L83 91ZM105 90V91H104ZM108 90H109V92H108ZM11 91V92H10ZM19 92L21 95H22V93H24L22 96L21 95H19V93L18 94H16V92ZM30 91H32V92H30ZM35 91V93L34 94H39L38 96L36 95V97H33V92ZM74 91V92H73ZM77 91V92H76ZM86 91V92H85ZM90 93H88V92ZM45 92V93H44ZM48 92V93H47ZM58 92V93H60V94H56V93ZM63 92V93H62ZM65 92H67V93H65ZM72 92V93H71ZM102 92V93H101ZM11 93H12V95H11ZM26 93H28V98H26L25 96H26ZM40 93H43V94H40ZM54 95H53V94ZM62 93V94H61ZM65 93V94H64ZM75 93H77V94H75ZM82 93V94H81ZM93 93V94H92ZM105 93V94H104ZM10 94V95H9ZM47 94V95H46ZM56 94V95H55ZM69 94H71V95H68ZM81 94V95H80ZM99 94V95H98ZM104 94V95H103ZM106 94H108V96H106ZM6 95V96H5ZM43 96V98L41 99V96ZM52 95L53 96H58V98H56V97H53L52 98ZM61 95H63L62 96V98L64 99V100H66V102H64V100L60 97ZM64 95H67L68 96V98L67 97H65ZM92 95H94V96H92ZM96 95H98V96H100L101 97V99L103 100V98H104V100H105V102L104 101H102L101 99H100V97H98V96H96ZM110 95V96H109ZM11 96V97H10ZM35 96V95H34ZM76 96V97H75ZM84 96H88V97H84V99H82ZM91 96V97H90ZM102 96H103V98H102ZM7 97H9V98H7ZM15 97V98H14ZM22 97V98H21ZM73 97H75V98H73ZM82 97V98H81ZM95 97V98H94ZM97 97V98H96ZM7 98V99H6ZM12 98H13V100H12ZM24 98H26V100L24 99ZM35 98V99H37V100H33V99ZM48 98V97H47ZM55 98V99H54ZM66 98V99H65ZM93 98V99H92ZM110 98V99H109ZM17 99H20V100H18L17 101ZM21 99H24V100H22L21 101ZM33 100V102H32V100L31 101H29V100ZM54 99V100H53ZM61 99V100H60ZM72 101H71V100ZM80 99H81V102H79L80 101ZM88 99V100H87ZM90 99H92L93 100V102H91L90 101ZM100 99V100H99ZM6 100V101H5ZM11 100H12V102H11ZM52 100H53V102H52ZM60 100V101H59ZM72 102H70V101ZM82 100L83 101H85V103L84 102H82ZM87 100V101H86ZM108 100V101H107ZM5 101V102H4ZM46 102V104L44 103V102ZM51 101V102H50ZM77 101H78V103H77ZM18 104H17V103ZM20 102V103H19ZM21 102H22V104H21ZM29 102H31V103H29ZM35 102V103H34ZM40 102V103H39ZM54 102L56 103V107H55V105H54ZM58 102V103H57ZM67 102H68V104H67ZM70 102V103H69ZM88 102V103H87ZM89 102H91L90 104H91V106H88V105H90L89 104ZM107 102V103H106ZM7 103V105L5 106V104ZM9 103V104H8ZM24 103V104H23ZM28 105H27V104ZM50 103V104H49ZM53 105H52V104ZM67 105V106H64L65 104ZM80 103L83 105V108H85V111L82 109V107H81V105H80ZM84 103V104H83ZM13 104V105H12ZM21 104V105H20ZM27 105V110H25V108H26V105ZM39 104V105H38ZM43 104H44V107H41V105L43 106ZM73 104V105H72ZM78 104V105H77ZM86 104V105H85ZM103 104H104V106H103ZM12 105V106H11ZM20 105V106H19ZM23 105V107H21ZM25 105V106H24ZM31 105H32V107H31ZM37 105V106H36ZM47 105H48V107H47ZM50 105H52V106H50ZM59 107H58V106ZM69 105V106H68ZM106 105V106H105ZM9 106H11V108L9 107ZM29 106H30V108H29ZM54 106V107H53ZM73 106V107H72ZM80 106V107H79ZM85 106V107H84ZM88 106V107H87ZM5 107V108H4ZM6 107H7V109H6ZM25 107V108H24ZM38 107V108H37ZM40 107V108H39ZM65 107H67V108H69L70 107V109L72 110L73 108L75 109V108H77V109H79L78 111H77V109H73L72 111H74L73 113H72V111H71V114L68 112L69 111V109H66ZM72 107V108H71ZM104 107H106V108H104ZM11 110H10V109ZM14 108V109H13ZM22 108H23V110H22ZM29 108V109H28ZM63 110H61V109ZM89 108V109H88ZM3 109H5V110H3ZM10 111H9V110ZM17 109V110H16ZM32 109V110H31ZM36 109V110H35ZM41 109L43 110L42 112H41ZM64 109H66L65 110V112L67 111V115H65L66 113L64 112ZM89 111H88V110ZM6 110H8V112L6 111ZM19 110V111H18ZM21 110V111H20ZM25 110V111H24ZM49 110H50V114L53 112H59L60 114H62V113H64V118H63V116H61L60 115V119L58 118L59 116H56V114L54 113V115H50L48 112H49ZM92 110V111H91ZM3 111H4V113H6V114H4L3 113ZM17 111V112H16ZM23 111V112H22ZM35 111V112H34ZM46 111V112H45ZM77 111V113L79 112V114H80V117H79V114L76 116L77 118L75 119V118H73V117H75L74 115H76L77 113H75ZM90 111H91V114H90ZM10 112V113H9ZM16 112V113H15ZM22 112V113H21ZM30 112V113H29ZM32 112H34V113H32ZM43 112H45V113H43ZM62 112V113H61ZM82 112H84V114L82 113ZM37 113H38V115H37ZM46 113H48L49 115H47L46 116ZM86 113H87V117H88V115L90 114V116L87 118V117H83V116H86ZM125 113V112H124ZM9 114V115H8ZM18 114V115H17ZM22 114V115H21ZM41 114H43V115H45V117L43 116V115H41ZM74 114V115H73ZM83 114V115H82ZM13 115V116H12ZM23 116V117H22ZM31 116V117H30ZM32 116H34V117H36L35 119H34V117H33V122L36 124L35 126H39V128L42 130L43 129V132L42 131H37L36 133L37 134H35L36 136H35V138H37V137H39V138H37L38 139V142L36 141L37 139H34L33 141H31L30 140V142H29V140H27V139H21L20 138V136H18L19 135V131H18V127H27V128H29L28 126H30V128L29 129H31L32 130V128L34 129L35 128V126H34V124L33 123H27L26 124V122H25V120L27 119V120H30V118H32ZM43 117L44 119H42L41 117ZM82 116V117H81ZM5 117V118H4ZM24 117H25V119H24ZM49 117V118H48ZM56 120H58V121H54L55 119ZM70 117V118H69ZM260 117H261V115H260ZM259 116L257 117H254V118H252L251 119V121H250V126L252 127V131H251V133L249 134V136H244V137H242V138H239V141L237 142L238 144H235V145H232L231 147H233V148H231V147H229L228 148V154L231 156V157H234V158H232L231 159V157L230 156H228V154L225 156V155H222L220 152H222L221 150H217L216 152H215V154H211L210 155V158L212 159V158H217L218 159V156H219V158H220V156H221V158L223 157L224 158V156H225V158L222 160L221 158L219 159V160H215L214 162H212V164H210L209 166H208V170H210V171H212L213 172V175H214V177H216L223 185H224V188H222L223 189V191H224V194H225V192L227 193H229V194H225L226 196H228L227 198H224V199H220V200H212L210 197H211V194H216L217 192H216V187L213 185V183H211V182H208V181H205V185L204 184H202V186H200V188H199V186L197 185H195V184H193L192 183V181H190L189 183H188V187L186 186L185 188H184V191L183 190H180L179 192H180V199L178 200V201H174L173 202V205L175 206H166V207H161L160 209H162V210H160L159 209V207H156L155 209H153V211H151V213H155V215L152 217V218H149L148 220H147V222L145 223V224H143V226H142V228L144 227V226H147L148 227V229L149 230H151V229H153L154 227H156L158 224H160L161 225V227H157V228H155V229H153V230H151V231H153V232H151V234H153V233H155L156 232V234H155V238L153 239V237H154V234H153V237H152V235L151 234H149V236H146L147 234H145V233H141V234H139V235H137V237H136V239L133 241V244H134V246H136V250H140V252H139V256H138V264H156V263H158L157 261H161V262H159L158 264H160V263H162V264H166V262H167V264H195V263H193V262H196L198 259H199V252L201 251V249H203L208 243H209V241H210V239L214 236L213 234H215V232H217L219 235H221V241L223 242V244H225L224 246H225V248H227V250H228V253L226 254V255H224V258L225 259H227V261H229V260H239L240 261V263H242L243 264V262H244V264H263L264 262H262V261H264V252L263 253H258V252H260V251H263V247H264V206H263V204H264V138H263V136L261 135V133H259V129H258V126H259V120H261L262 119V117L260 118ZM21 118V119H20ZM40 118V119H39ZM45 118H47V119H52V122L51 121H49V124L47 125V123H48V121H47V119H46V121H45ZM64 120H63V119ZM71 118H72V120H71ZM79 118H81L80 119V122H79ZM82 118H83V121H81L82 120ZM37 119V120H36ZM54 119V120H53ZM61 119H62V121H61ZM256 119V120H255ZM258 119V120H257ZM8 120H9V122H8ZM14 120V121H13ZM22 120H24V122L22 121ZM26 120V121H27ZM41 120H42V122H41ZM66 120V121H65ZM68 120V121H67ZM37 121H40V122H38V123H36ZM63 121H65V122H63ZM78 121V122H77ZM14 122V123H13ZM22 122V123H21ZM54 122H56V123H54ZM18 123V124H17ZM40 123V124H39ZM59 123V124H58ZM66 123V124H65ZM80 123V124H79ZM253 123V124H252ZM8 124V125H7ZM15 124L18 126H15ZM30 124V125H29ZM31 124H32V126H31ZM43 126H42V125ZM252 124V125H251ZM20 125V126H19ZM40 125H41V127H40ZM63 125V126H62ZM84 125V123H83V126H85ZM45 126V127H44ZM46 126H47V128H46ZM50 126V127H49ZM254 126V127H253ZM17 127V128H16ZM32 127V128H31ZM49 128V129H48ZM65 128V127H64ZM39 129V130H40ZM52 129V128H51ZM8 130H7V132H8ZM48 131V132H47ZM72 131V130H71ZM55 132V133H54ZM39 133H41L40 135H39ZM48 133V134H47ZM53 134V136H52V134ZM85 133V134H84ZM11 134H12V137H11ZM87 132H86V130H84V132H83V134H82V139H84L85 137H87ZM17 135V136H16ZM39 135V136H38ZM14 136V137H13ZM48 136V137H47ZM52 136V138H50V137ZM58 137V138H56V137ZM17 137H18V139H17ZM55 139H54V138ZM261 139H260V138ZM15 138V139H14ZM50 138V139H49ZM49 139V140H48ZM52 139V140H51ZM86 139V138H85ZM84 139V140H85ZM243 139H244V142H242L243 141ZM13 140H16L17 141V143L19 144V146H22V147H24V148H26L27 149V151L28 150H30L28 153L30 154V157H32V159H24L23 161H22V164H20L18 167L19 168H17V167H11L10 166V161H5V160H3V158H5V155H6V153H5V145H10L11 143H13L12 141ZM25 140V141H24ZM26 140H27V142L28 143H26ZM54 140H55V142H54ZM263 140V141H262ZM25 143H24V142ZM53 141V142H52ZM57 141V142H56ZM41 142V143H40ZM247 142V143H246ZM15 143V142H14ZM24 143V145H22ZM32 143V144H31ZM35 143H36V146H35ZM37 143H38V145H37ZM40 143V144H39ZM58 144L57 146L55 145L54 146V144ZM239 143H241V144H239ZM27 144V145H26ZM28 144H29V147H28ZM63 146V148L61 147V145ZM242 144H246V145H242ZM258 144H260V145H258ZM31 145V146H30ZM59 145H60V147H59ZM26 146V147H25ZM42 148H41V147ZM55 149H54V148ZM250 147V148H249ZM28 148H30V149H28ZM32 148H33V150H32ZM41 148V149H40ZM46 150H45V149ZM57 148H58V150H60V153L58 152V150H57ZM62 150H61V149ZM67 148V149H66ZM1 149H2V151H1ZM42 149H44V150H42ZM53 149V150H52ZM63 149H65V152L66 153H68L69 155H70V157H73L72 159H69V161L66 163V164H64L61 160H59V156H61L63 153H64V150ZM32 150V151H31ZM57 150V151H56ZM237 150H238V152H237ZM41 151H45L44 153H45V156H43L40 152ZM50 152V154H48L47 155V152ZM237 153H236V152ZM31 152V153H30ZM33 152H36V154L38 155V157H40V158H38L37 157V155L35 154V153H33ZM55 152V153H54ZM63 152V153H62ZM219 152V153H218ZM244 152V153H243ZM34 155H33V154ZM59 153V154H58ZM74 153V154H73ZM53 154L55 155V157L56 158H53ZM72 154V155H71ZM216 154H217V156H216ZM34 157H33V156ZM40 155V156H39ZM51 157H50V156ZM214 155H215V157H214ZM243 155V156H242ZM74 156H75V158H74ZM76 156H78V157H76ZM2 157V158H1ZM36 157V158H35ZM50 159H49V158ZM226 157H228V158H226ZM46 160H45V159ZM42 159H44V160H42ZM59 160L58 162H60V163H58V162H56L55 160ZM227 159H228V161H227ZM238 159V160H237ZM242 159V160H241ZM35 160V161H34ZM47 160H49V161H47ZM40 162V163H39ZM47 162H48V164H47ZM50 162H52V163H50ZM54 162V163H53ZM237 162V163H236ZM4 163H6V165L8 164V166H6ZM42 163V164H41ZM229 163V164H228ZM2 164V165H1ZM57 164V165H56ZM218 164V165H217ZM3 165H4V167H6V169L3 167ZM23 165V166H22ZM56 165V166H55ZM237 165H238V167H237ZM222 166V167H221ZM227 166V167H226ZM63 167H65V169L63 168ZM216 167V168H215ZM225 167V168H224ZM233 167V168H232ZM15 168L17 169V170H15ZM31 168H33V169H31ZM2 169V170H1ZM29 169V170H28ZM227 171H226V170ZM232 169V170H231ZM237 171H236V170ZM238 169H239V173H238ZM58 170V169H57ZM17 171V172H16ZM27 171V172H26ZM222 171H224V172H222ZM233 171V172H232ZM4 172V173H3ZM5 172H7V173H5ZM23 172V173H22ZM50 172L51 171H45L44 172V174L45 173H49L48 175H50ZM57 172V176H56V180H59L60 179V176H61V172H59V171H56ZM230 172V173H229ZM236 172V174H234ZM238 173V174H237ZM225 174H227V175H225ZM231 174H232V176H231ZM234 174V175H233ZM240 174V175H239ZM2 175V176H1ZM23 175V176H22ZM28 175V176H27ZM30 175V176H29ZM8 176V177H7ZM47 176V175H46ZM59 176V177H58ZM206 176V178L208 177V175H205ZM231 177V178H229L228 179V177ZM2 177H4V178H2ZM27 177H29L30 179H32V180H29V178H27ZM223 177V178H222ZM233 178H234V181H233ZM3 179H5L4 181H1V180H3ZM225 181V182H224ZM229 183V185H227L228 183ZM4 182V183H3ZM207 182H208V184H207ZM237 182H242V183H239L240 184V186H239V184H237ZM257 182V183H256ZM225 183V184H224ZM244 183V184H243ZM254 183H255V185H254ZM191 184V185H190ZM207 184V185H206ZM210 184V185H209ZM235 184L237 185V186H235ZM241 184H242V186H241ZM195 185V186H194ZM232 185V186H231ZM235 186V187H234ZM193 187H195V189L193 188ZM234 187V188H233ZM240 187V188H239ZM244 187V188H243ZM48 189V190H47ZM194 189V190H193ZM203 189V190H202ZM5 190V191H4ZM199 190H201V191H199ZM183 191V192H182ZM191 191V192H190ZM196 191H197V193H196ZM207 191V192H206ZM244 191V192H243ZM250 192V193H249ZM252 192V193H251ZM196 193V194H195ZM199 194H201L200 196H199ZM203 194H204V197H203ZM209 194V197L207 196V195ZM247 194H249V195H247ZM256 194V195H255ZM196 195V196H195ZM234 195H236V196H234ZM201 196H202V198H203V200L205 199V201L203 202L202 201V198H201ZM230 196V197H229ZM195 197V198H194ZM197 197H198V199H197ZM236 197V198H235ZM239 197H241V199L239 198ZM186 200V202H185V200ZM189 198V199H188ZM201 198V199H200ZM211 200H210V199ZM231 199V200H230ZM192 200V201H191ZM199 200V201H198ZM201 200V201H200ZM210 202H209V201ZM230 200V201H229ZM189 201H191V202H189ZM206 201H207V204L209 205H207L206 204ZM216 201V202H215ZM218 201H219V205H220V203H222V202H225V203H232L233 201H235L236 202V205L235 206H232V207H228V210L226 211V214H229L230 215V213H231V215H232V217L234 216V217H236V219L233 217H231V215L228 217L227 215H226V217H225V220L223 219V221H221V222H223V224L221 223V222H217V226L219 225V224H221V225H219L220 227H221V229H219V226L217 227L215 224H213L212 223V220L217 216V211H218ZM221 201V202H220ZM180 202V203H179ZM193 202V203H192ZM262 202V203H261ZM182 203V204H181ZM187 203V204H186ZM195 203V204H194ZM203 203L204 204H206L205 205V210L204 209H202V207H203ZM247 203H248V205H247ZM179 204V205H178ZM185 204V205H184ZM181 205V206H180ZM177 206V207H176ZM189 206V207H188ZM209 207L208 209H207V207ZM249 206H253L252 207V209L250 210V208L251 207H249ZM170 207V208H169ZM197 207V208H196ZM211 207V208H210ZM238 207H239V210H237L238 209ZM158 208V209H157ZM169 208V210L167 211V209ZM176 208V209H175ZM185 208H187V209H185ZM188 208H191L192 209V211H191V209H188ZM249 208V209H248ZM178 209V210H177ZM184 209H185V211H184ZM202 209V210H201ZM207 209V210H206ZM214 209V210H213ZM155 210H157V212L155 211ZM158 210H159V212L160 213H158ZM170 210H171V212H170ZM176 210V211H175ZM188 210H190V211H188ZM235 210L238 212V214H235L234 212H235ZM244 210V211H243ZM246 210H248L247 212H246ZM257 210V211H256ZM262 210V211H261ZM150 211H148V212H150ZM155 211V212H154ZM202 211H204V212H202ZM231 211V212H230ZM173 212H174V214L177 212V214H173ZM179 212V213H178ZM191 212V213H190ZM199 213V216L200 217H198V213ZM230 212V213H229ZM236 212V213H237ZM243 212V213H242ZM156 213H158V214H156ZM172 213V214H171ZM181 213L182 214H184V215H182V216H184V217H182L181 216ZM189 213V214H188ZM197 214L196 216H195V214ZM240 213H242V214H240ZM246 213V216H244L243 214H245ZM258 215H257V214ZM165 214H167V215H165ZM254 214V215H253ZM159 215V216H158ZM162 215V216H161ZM174 215V216H173ZM240 217H239V216ZM243 217H242V216ZM163 216H165V217H163ZM167 216V217H166ZM192 216H193V218H192ZM250 216H252L251 218H250ZM256 216H258L257 217V219H252V218H256ZM176 217V219L174 220V218ZM198 218V221H197V219L196 218ZM242 217V218H241ZM249 217V218H248ZM157 218H159V223H157L156 222V219ZM180 218V219H179ZM182 218H184V219H182ZM202 218H204L203 220H202ZM229 218V219H228ZM239 218V220H237ZM241 218V219H240ZM155 219V220H154ZM163 219V220H162ZM167 219H169V221L167 220ZM182 219V220H181ZM192 219V220H191ZM228 219V220H227ZM244 219H245V221H244ZM174 220V221H173ZM177 220V221H176ZM180 220V221H179ZM241 220V221H240ZM254 220V221H253ZM164 222V224H163V222ZM166 221V222H165ZM171 221V222H170ZM237 223H236V222ZM243 221V222H242ZM252 221V222H251ZM257 221V222H256ZM148 222H149V224H148ZM151 222V223H150ZM162 222V223H161ZM209 222V223H208ZM230 222V223H229ZM231 222H232V224H231ZM233 222H235V223H233ZM172 224V223H177V224H179L181 227L180 228H175L174 226H173V224L172 225H170V224ZM196 223V224H195ZM216 223V222H215ZM224 223L226 224V223H228V224H226V226L224 225ZM164 226H163V225ZM186 224V225H185ZM202 224V225H201ZM230 224V225H229ZM235 224V225H234ZM237 224H239L240 226H238ZM154 225V226H153ZM160 225H158V226H160ZM165 225H166V227H165ZM169 225V226H168ZM213 227H212V226ZM207 226V227H206ZM222 226H224V227H222ZM236 226H238V229H237V227ZM168 227V228H167ZM172 229H171V228ZM174 227V228H173ZM191 227V228H190ZM197 227V228H196ZM211 227V228H210ZM228 227V228H227ZM235 229H234V228ZM142 228H139V229H142ZM199 229L200 230V232L199 231H194V232H190V231H192V229ZM209 228V229H208ZM233 230H232V229ZM160 231H159V230ZM165 229V230H164ZM191 229V230H190ZM193 229V230H194ZM205 229H207L208 230V232L210 233L209 235L211 236H209L208 235V232H204L205 231ZM210 229H211V231L213 232H210ZM214 229V230H213ZM216 229H218V231H215ZM227 229V230H226ZM158 230V231H157ZM155 231V232H154ZM189 233H188V232ZM220 231V232H219ZM224 232V233H221V232ZM160 232V233H159ZM182 232V233H181ZM186 232L188 233V234H186ZM198 232V235L197 234H195V233H197ZM201 232H203V233H201ZM236 232V233H235ZM174 233H175V235H174ZM181 233V234H180ZM205 233V234H204ZM165 234V235H164ZM191 234H194V235H192V237L193 238H190L191 236ZM200 234H202V235H200ZM224 234V235H223ZM144 235H145V238H144ZM151 235V236H150ZM186 235H187V237H186ZM206 236V239H205V236ZM210 237H208V236ZM213 235V236H212ZM143 236V237H142ZM158 236V237H157ZM186 238H185V237ZM197 238H196V237ZM148 237L150 238V240L148 239ZM166 237H167V239H166ZM182 237V238H181ZM195 237V238H194ZM204 237V238H203ZM208 237V238H207ZM231 237V238H230ZM233 237V238H232ZM157 238V239H156ZM161 238V239H160ZM164 239V241H163V239ZM222 238H223V240H222ZM227 238V239H226ZM236 238V239H235ZM159 239V240H158ZM184 239V240H183ZM189 239V240H188ZM192 239V240H191ZM194 239V240H193ZM201 239V240H200ZM205 239V240H204ZM232 239V240H231ZM234 239V240H233ZM253 241H252V240ZM157 240H158V242H157ZM200 240V241H199ZM203 240H204V242L206 243L207 241V243L205 244L204 242H203ZM241 241V242H239V241ZM247 240V241H246ZM136 241V242H135ZM137 241H138V243H137ZM162 242V243H159V242ZM191 241V242H190ZM192 241L194 242V243H192ZM198 241V242H197ZM234 241V242H233ZM236 241V242H235ZM246 241V242H245ZM203 242V244L201 245V243ZM232 242V243H231ZM137 243V244H136ZM150 243V244H149ZM170 243V244H169ZM175 243V244H174ZM191 244L190 246L189 245H187V244ZM247 243V244H246ZM162 244V245H161ZM180 244V245H179ZM196 244H197V246H196ZM238 244H240V245H238ZM258 244V245H257ZM150 245V246H149ZM199 245H201V246H199ZM205 245V246H204ZM227 245H229V246H227ZM244 245H247V246H244ZM153 246V247H152ZM176 246V247H175ZM190 248H189V247ZM199 246V247H198ZM232 246H233V248H234V250L232 249ZM249 246V247H248ZM256 248V249H254V250H252L254 247ZM257 246H259V247H261V248H257ZM263 246V247H262ZM151 247V248H150ZM156 249H155V248ZM192 247V248H191ZM194 247H196V248H194ZM202 247V248H201ZM244 249V248H246V249H242V248ZM253 247V248H252ZM150 248V249H149ZM174 248H175V250H174ZM195 249V251H194V249ZM199 248H201V249H199ZM230 248V249H229ZM238 250H237V249ZM251 248V249H250ZM153 249V250H152ZM192 249H193V251H194V253H193V251H192ZM196 249H197V251H196ZM231 249H232V253H229V251L231 252ZM236 249V250H235ZM252 250L251 252H250V250ZM262 249V250H261ZM147 250V252H145ZM156 250V251H155ZM185 250H187V252L185 251ZM200 250V251H199ZM248 250V251H247ZM165 251V252H164ZM185 251V252H184ZM189 251V252H188ZM191 251H192V253H191ZM234 251H235V253H234ZM237 251V252H236ZM238 251H240V252H238ZM157 254H156V253ZM162 252H164V253H162ZM174 252V253H173ZM181 252L182 253H184V254H182L183 256L184 255H186V256H184L185 257V259H184V261L185 260H187L188 259V261H183V259H181L183 256H181ZM195 252H197V253H195ZM247 252V254L246 255H248V258L246 257V255H244L245 253ZM155 253V254H154ZM170 253V254H169ZM252 253V254H251ZM231 254V255H230ZM243 254V255H242ZM146 255V256H145ZM159 255V256H158ZM161 255V256H160ZM195 255V256H194ZM233 255V256H232ZM249 255H250V257H249ZM253 255H257V256H253ZM259 255L262 257V258H260L259 257ZM191 256V257H190ZM242 256V257H241ZM251 256H252V258H251ZM190 257V258H189ZM198 257V258H197ZM213 257V256H212ZM244 257V258H243ZM146 258V259H145ZM156 258V259H155ZM164 258V259H163ZM177 258H178V261H179V259H180V262H177V261H175V260H177ZM255 258H260V260H258V259H255ZM153 259V260H152ZM156 261H155V260ZM158 259V260H157ZM215 259H218V258H214V260ZM246 259V260H245ZM192 260H195V261H192ZM220 260H221V258H220ZM250 260V261H249ZM255 260H257V261H255ZM147 261V262H146ZM165 261V262H164ZM216 261V260H215ZM217 261H219V260H217ZM242 261V262H241ZM246 261V262H245ZM253 261V262H252ZM258 261H261L260 263H258ZM164 262V263H163ZM187 262H189V263H187ZM247 262H249V263H247ZM252 262V263H251Z\"/></svg>",
	"mask_w": 264,
	"mask_h": 264
}]
</instances>
